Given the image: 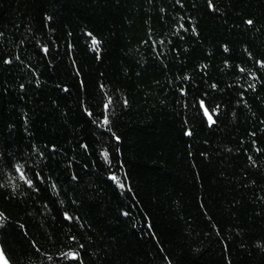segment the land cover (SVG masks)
Returning a JSON list of instances; mask_svg holds the SVG:
<instances>
[{"label": "trees", "instance_id": "obj_1", "mask_svg": "<svg viewBox=\"0 0 264 264\" xmlns=\"http://www.w3.org/2000/svg\"><path fill=\"white\" fill-rule=\"evenodd\" d=\"M0 246L264 264V0H0Z\"/></svg>", "mask_w": 264, "mask_h": 264}, {"label": "snow or ice", "instance_id": "obj_2", "mask_svg": "<svg viewBox=\"0 0 264 264\" xmlns=\"http://www.w3.org/2000/svg\"><path fill=\"white\" fill-rule=\"evenodd\" d=\"M249 23H251V21H249ZM93 44L95 45L96 44V41H93ZM209 119L211 120V117H209ZM105 122L107 123V121H105ZM113 179H115V177H113ZM120 187L123 188L124 185L123 184H120ZM71 257L73 259L77 258L76 257V254H71ZM0 264H7V261L4 258V255H3L2 250H0Z\"/></svg>", "mask_w": 264, "mask_h": 264}, {"label": "water", "instance_id": "obj_3", "mask_svg": "<svg viewBox=\"0 0 264 264\" xmlns=\"http://www.w3.org/2000/svg\"><path fill=\"white\" fill-rule=\"evenodd\" d=\"M0 250H2L1 246H0ZM2 252H3V250H2ZM3 255H4V253H3ZM4 258L7 261V264H10L9 261L6 259L5 255H4Z\"/></svg>", "mask_w": 264, "mask_h": 264}]
</instances>
